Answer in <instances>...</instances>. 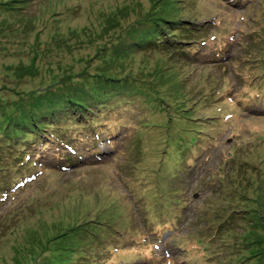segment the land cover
<instances>
[{
  "label": "rangeland",
  "instance_id": "1",
  "mask_svg": "<svg viewBox=\"0 0 264 264\" xmlns=\"http://www.w3.org/2000/svg\"><path fill=\"white\" fill-rule=\"evenodd\" d=\"M8 1L0 115L129 87L85 128L113 137L102 161L0 148V264H264V0ZM198 20L199 51L145 43Z\"/></svg>",
  "mask_w": 264,
  "mask_h": 264
},
{
  "label": "trees",
  "instance_id": "2",
  "mask_svg": "<svg viewBox=\"0 0 264 264\" xmlns=\"http://www.w3.org/2000/svg\"><path fill=\"white\" fill-rule=\"evenodd\" d=\"M26 2L27 0H9L5 7L10 5L9 9L24 10ZM195 26L185 25L177 31H173L175 28L171 26L167 36L154 37L148 34L150 39L145 43L148 46L152 45L163 50L173 51L175 54L199 51L202 44H206L210 40L207 34L209 28L200 20L196 22ZM134 34L136 41L134 40V44H132L137 45L139 44L137 42L139 34L135 32ZM131 46L128 43L120 45L121 50L117 53L122 57L128 53ZM226 47L227 44L221 48V51ZM123 79L125 83L128 80L129 83L133 82L128 77ZM120 81L108 78L98 83L97 87H91L89 91L82 87L79 89L76 87L73 92L75 95H78L76 94L78 91L82 92L78 98L81 99V96L85 103L77 101L73 95H67L64 100H56V102L35 111L34 108L24 110L25 107H30L25 100L6 101L3 106L5 113L0 115V121H2L0 124V148L5 149L8 146L7 150L10 152L23 151L26 157L33 156V161H37L40 157H45L47 161L56 163L65 161L67 162L65 165L79 164L77 159L81 157L91 158L92 162L102 161L104 157L112 153L113 137H105L96 133L92 139L89 133L86 135L85 128L89 126L92 116H95L102 106L114 102L113 98L118 101L127 95L129 86L120 83ZM85 137L88 138L87 143L82 140ZM24 138L26 141L22 143ZM102 141L105 142L103 147L100 145ZM3 153L5 154V151L0 154L4 156ZM48 155L51 156V159ZM18 157H22V154L17 153L15 158ZM0 186L8 188V186ZM236 264H241V262Z\"/></svg>",
  "mask_w": 264,
  "mask_h": 264
},
{
  "label": "bare ground",
  "instance_id": "3",
  "mask_svg": "<svg viewBox=\"0 0 264 264\" xmlns=\"http://www.w3.org/2000/svg\"><path fill=\"white\" fill-rule=\"evenodd\" d=\"M41 164H43V163H41Z\"/></svg>",
  "mask_w": 264,
  "mask_h": 264
}]
</instances>
